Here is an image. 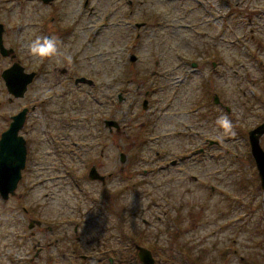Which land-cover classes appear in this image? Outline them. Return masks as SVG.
<instances>
[{
    "label": "rangeland",
    "instance_id": "obj_1",
    "mask_svg": "<svg viewBox=\"0 0 264 264\" xmlns=\"http://www.w3.org/2000/svg\"><path fill=\"white\" fill-rule=\"evenodd\" d=\"M84 1L0 0V15L5 17V9L14 15L10 19L13 30L38 15L47 22L42 31L28 28L33 33L29 38L15 34L25 64H40L41 58L28 52L33 39L48 35L57 41V53L42 58L44 76L36 82L47 93H39L33 86L31 99L35 93L44 94L43 111L49 115L59 116L62 110L68 118L90 113L94 121L95 116L94 142H106L111 153L109 188L119 193L118 199L141 208L134 222L141 226L144 217L164 216L163 211L170 212L174 205L185 216L178 239L197 257L195 264H264V188L248 140L250 129L264 121V25L257 32L255 24L245 23L231 32L236 0H224L222 7L217 0H141L143 5L136 7L139 0H134L133 13L127 0H89L87 6ZM220 15L224 16L222 27ZM134 21L146 25L135 28ZM66 28L69 34L62 32ZM67 56L74 63L75 75L90 76L95 87L77 88L72 82L66 92L56 93L60 86H56L59 80L55 82L53 68L64 64ZM132 56L137 60L131 61ZM148 90L150 105L146 109L141 101ZM120 93L123 100H119ZM215 96L222 105L214 102ZM7 97L0 83V132L5 113L28 99L27 95L10 102ZM137 99L139 103L134 105ZM108 113L121 128L124 118H131L130 127L113 129L106 139L99 119ZM221 116L232 122L231 131L226 133L216 123ZM59 122L64 125L60 118ZM31 133L38 135L32 129ZM75 134L77 138L82 135L80 130ZM260 142L264 148V134ZM70 146L74 149L64 147L66 157L74 156L68 151ZM100 147H95L96 154ZM196 148L204 152L196 153ZM54 182L48 180L28 192V181L19 180V194L6 199L0 196V224L13 215V229L21 224L27 229L22 207L35 202L37 205H30L34 211L40 208L52 221H65L61 233L68 228L74 235L66 218L80 219L55 212L58 202L60 208L67 202L66 210H70L73 197L56 190ZM79 185L84 190L101 189L82 179ZM84 216L80 231L90 232L89 218ZM151 223L147 233L167 234L168 220L166 226L157 219ZM3 228L0 240L9 235L12 225L7 222ZM72 241L70 235L60 243L57 264H96L81 257L88 252L80 243L73 253ZM6 244L5 239L0 243V252ZM8 252L16 257L14 250ZM0 264L12 263L1 255Z\"/></svg>",
    "mask_w": 264,
    "mask_h": 264
},
{
    "label": "flooded vegetation",
    "instance_id": "obj_2",
    "mask_svg": "<svg viewBox=\"0 0 264 264\" xmlns=\"http://www.w3.org/2000/svg\"><path fill=\"white\" fill-rule=\"evenodd\" d=\"M88 1L89 0L84 1V6H87ZM195 1L197 0H194V2ZM198 1L203 3V0ZM217 1L220 7H222L225 2L224 0ZM127 2L129 4L128 6L131 7V13H133L132 9L135 6L141 7L143 5L141 0L136 2L135 6L134 0H127ZM255 6H259V9H256ZM117 7L121 8V4L119 6L115 5L112 11L114 12ZM93 9L94 7H91L90 12H93ZM4 13L5 17L0 15V58L2 59L0 62V83L7 92V101L21 100L27 95L28 99L22 102L14 111L5 113V126L0 132V139L2 133L10 127L14 118L24 110V120L18 134L24 138L26 146L25 163L21 170L20 177V180L25 178V180L28 181V188L25 191L32 192L36 187L45 185L48 180L55 181L56 190L69 192L71 198L73 197L70 210H66V206L69 205L67 202L61 204L62 208L59 207L58 202L55 204V212L60 215L70 213L73 214V217H77L80 220L69 219V217L66 218V223L73 229L74 235L68 228H65L61 233L60 225L64 224L65 221L61 223H58V220L52 221L47 216V212L40 208L34 211L30 205H37V203L33 202L26 207H22L25 213V222H28V230L24 224H21L18 228L16 227L17 230H14V225L10 221L15 220V216L13 215H11V219H4L5 221L0 224V234L3 233L5 229L3 227L7 222H10V226L12 225V229L9 230V235L0 240V243L3 242L4 239L8 241V244L5 245V249H1L0 256L3 255L8 257V260L12 264H57L59 262L60 243L63 240L66 241L67 238L72 235L75 240L74 242L72 241V252L75 253L76 245L80 243L88 252V254H81V257L84 260L89 259L94 261L96 264L197 263V257L192 251L186 248V242H182L178 239L182 234L181 229L185 225H182L181 220L185 219V216L181 211L176 210L177 206H171L169 209L170 212L163 211L164 216L152 214V216L144 217L140 226V223L134 222V215L141 211V208L128 205L122 198L118 199L119 193L111 191L108 184L111 181L110 177L112 175V170L108 167L110 163L109 154L111 153L109 152L108 154V145L106 142H94L95 125L97 121L94 115V121H91L92 117L90 113L75 114L73 116L75 118H68L64 115L65 112L62 110L59 116H55L54 113L53 115H49L46 111H43V105L46 103L43 95L47 92L45 88H42L41 85H37L36 82H41V79L43 80V64H45V62L41 58L38 66L30 67L25 64L22 56L23 52H21L20 39L29 38L31 34H33L31 31L28 32V28L30 27L33 28V26H35L37 27L35 30L39 31L46 29L44 27L47 23L44 19L45 17L43 15H38V19L29 20L21 24L17 30H13L10 19L14 18V15L6 9ZM232 13H237V16H235V19L232 21L233 28L231 32L241 25L243 27L245 23L255 24L258 32L261 24L264 25V0H236ZM230 15L231 14H228L227 17ZM223 18L224 16L220 15L221 27ZM133 24L136 28L146 25V22L134 21ZM225 28H227L226 25ZM254 30V28L251 29V31ZM65 31L69 34L68 28L62 29V32ZM197 33H199L198 29ZM15 34L19 36L20 39L16 40ZM33 36L34 35H32V37ZM46 36L51 38L48 35ZM136 36H138V33ZM130 60L136 61L137 57L134 59L130 57ZM64 62V64L57 65L53 68L56 77L55 82L59 80L56 86H60V91L56 93L63 94L66 92V89H68L67 85L72 82L77 88L88 87L92 89L96 86L95 80L90 76L75 75L74 71L76 70L72 60L69 62L66 59ZM192 65L194 68L198 66L195 62ZM213 65L215 66L216 63H213ZM13 68L21 69L20 72L24 79L28 78L33 73V77L27 83L22 95H15L13 92H10L6 85V80L2 75L4 71H9ZM197 70L199 72V69ZM32 87H36L39 93L44 94L42 96H37L35 93L34 98L31 99V92H33ZM152 92H154L153 89ZM90 94L93 95V92ZM149 95H151L149 90L146 92L144 91V98L141 101L142 104L146 101V109L149 108L150 105ZM122 96L123 95L120 93L119 100H123L121 99ZM108 97H110V95H108ZM136 103H139V99L134 100V105H136ZM130 105H132V103ZM63 106L65 108L64 104ZM59 118L64 125L60 124ZM111 118L110 113H108L107 115L101 114L99 119L103 123L102 134L106 139L108 136L110 137L113 129L119 131L121 129H126V127H130L129 121L131 118L128 120L127 117L124 118L122 123L123 128H121L120 122L115 119L113 120H115L119 126H109L106 121L112 120ZM31 129L33 134L37 133L39 136L33 137ZM79 130L82 135L77 138V134L75 133ZM59 140H61L60 144ZM65 145H72L74 147L73 149L70 146L68 149L69 152H73L74 156L66 157L68 155L64 153ZM100 145H102V147L97 148L98 154H96L95 147ZM194 151L199 153L201 151L204 152V149L199 150L196 148ZM120 160L124 162L125 156L124 160H122V157ZM92 168H95L97 174L102 178L90 177L89 174ZM80 179L84 182L88 181L98 184L101 189L84 190L79 185ZM34 184L35 186L33 187ZM18 188L19 184L16 189ZM19 193V190L18 192L15 190L13 195ZM164 196H166V198L169 197V195ZM84 215H86V219L89 218L90 226L92 227L90 232L86 231L83 233V228L80 231L82 222L85 220ZM152 217H156L157 221L163 223L165 226V220H168L169 225L165 227L168 228L167 234L163 235L160 231H150L147 233V231L150 230L149 227L153 226L151 222L156 220ZM158 226H160L159 223ZM1 228L3 229L2 231ZM149 235H152L150 240ZM138 247H142L150 252L151 257L148 258V254L142 256L147 258L148 263L141 260ZM205 249L207 250V248ZM10 250L15 251L16 257L10 256L8 252Z\"/></svg>",
    "mask_w": 264,
    "mask_h": 264
},
{
    "label": "water",
    "instance_id": "obj_3",
    "mask_svg": "<svg viewBox=\"0 0 264 264\" xmlns=\"http://www.w3.org/2000/svg\"><path fill=\"white\" fill-rule=\"evenodd\" d=\"M43 1L45 3H49L53 0ZM134 58L135 57L132 56V59ZM20 71L21 69L19 68H13L2 73L4 79L6 80L8 90L10 92H13L15 95H22L27 83L33 77L32 73L31 76L24 79ZM214 102L221 104L217 96L214 97ZM143 105V107L146 108V101L143 103ZM24 113L25 111L23 110L14 118V120L10 124V127L2 133L0 139V195L4 199L15 193L18 181L21 177V170L23 169L25 163V140L18 134L24 120ZM106 122L109 126H119L115 120H108ZM115 122L117 125L115 124ZM263 134L264 121L254 128L250 129V131L248 132L251 155L254 159L258 175L260 177L261 186L264 188V148L261 146L260 142V138ZM121 157L122 160H124L123 154ZM89 175L92 178H102L97 174L95 168H92L90 170ZM138 248L140 251L141 260L148 263L147 258H144L142 256L148 254L149 258L151 257L150 252L142 247Z\"/></svg>",
    "mask_w": 264,
    "mask_h": 264
},
{
    "label": "clouds",
    "instance_id": "obj_4",
    "mask_svg": "<svg viewBox=\"0 0 264 264\" xmlns=\"http://www.w3.org/2000/svg\"><path fill=\"white\" fill-rule=\"evenodd\" d=\"M28 52L33 57L45 58L51 57L57 53L56 39L45 37H37L28 45ZM66 59L70 62L71 56ZM216 123L227 133L232 129V122L227 116H221L217 119Z\"/></svg>",
    "mask_w": 264,
    "mask_h": 264
},
{
    "label": "bare ground",
    "instance_id": "obj_5",
    "mask_svg": "<svg viewBox=\"0 0 264 264\" xmlns=\"http://www.w3.org/2000/svg\"><path fill=\"white\" fill-rule=\"evenodd\" d=\"M210 63H212V61H210ZM213 64V63H212Z\"/></svg>",
    "mask_w": 264,
    "mask_h": 264
}]
</instances>
